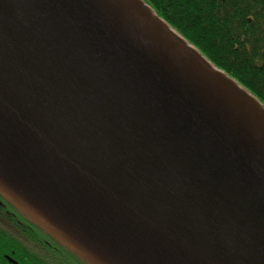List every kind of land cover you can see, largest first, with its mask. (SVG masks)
<instances>
[{
  "label": "water",
  "instance_id": "1",
  "mask_svg": "<svg viewBox=\"0 0 264 264\" xmlns=\"http://www.w3.org/2000/svg\"><path fill=\"white\" fill-rule=\"evenodd\" d=\"M0 195L87 264H264V108L142 0H0Z\"/></svg>",
  "mask_w": 264,
  "mask_h": 264
},
{
  "label": "trees",
  "instance_id": "2",
  "mask_svg": "<svg viewBox=\"0 0 264 264\" xmlns=\"http://www.w3.org/2000/svg\"><path fill=\"white\" fill-rule=\"evenodd\" d=\"M142 1L205 60L264 108V0ZM0 199L23 216L9 200L2 196ZM26 220L33 229L56 241L35 222Z\"/></svg>",
  "mask_w": 264,
  "mask_h": 264
},
{
  "label": "flooded vegetation",
  "instance_id": "3",
  "mask_svg": "<svg viewBox=\"0 0 264 264\" xmlns=\"http://www.w3.org/2000/svg\"><path fill=\"white\" fill-rule=\"evenodd\" d=\"M0 264L81 263L0 199Z\"/></svg>",
  "mask_w": 264,
  "mask_h": 264
}]
</instances>
